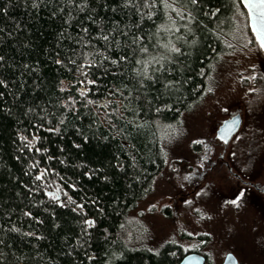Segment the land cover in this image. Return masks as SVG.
Listing matches in <instances>:
<instances>
[{"label":"trees","instance_id":"trees-1","mask_svg":"<svg viewBox=\"0 0 264 264\" xmlns=\"http://www.w3.org/2000/svg\"><path fill=\"white\" fill-rule=\"evenodd\" d=\"M147 3L0 0V264L207 261L130 241V213L247 12L241 0H168L181 18ZM162 54L171 59L156 71Z\"/></svg>","mask_w":264,"mask_h":264},{"label":"rangeland","instance_id":"rangeland-1","mask_svg":"<svg viewBox=\"0 0 264 264\" xmlns=\"http://www.w3.org/2000/svg\"><path fill=\"white\" fill-rule=\"evenodd\" d=\"M227 45L165 140L164 167L130 213L128 236L155 253L169 244L201 249L205 264H222L227 253L264 264V51L247 13L234 17ZM235 115L237 131L219 140L218 127Z\"/></svg>","mask_w":264,"mask_h":264},{"label":"water","instance_id":"water-1","mask_svg":"<svg viewBox=\"0 0 264 264\" xmlns=\"http://www.w3.org/2000/svg\"><path fill=\"white\" fill-rule=\"evenodd\" d=\"M251 3L253 7H248ZM243 8L248 13V26L255 42L260 46V38L257 35V30L264 29V0H241ZM264 51V48H261ZM241 122L239 115H235L230 119H226L218 127L216 136L221 141H228L231 136L237 131ZM206 259L198 253L185 254L178 264H205ZM222 264H238L236 257L232 253H227L224 256Z\"/></svg>","mask_w":264,"mask_h":264},{"label":"snow or ice","instance_id":"snow-or-ice-1","mask_svg":"<svg viewBox=\"0 0 264 264\" xmlns=\"http://www.w3.org/2000/svg\"><path fill=\"white\" fill-rule=\"evenodd\" d=\"M199 0H189V3L191 5H196L198 4ZM155 3V0H153V4ZM161 3H163L165 9L171 8L174 12H176L177 15H181V18H183L182 14H181V6L178 3H168V0H161ZM248 7H253V5L251 3H248L247 5ZM145 7H148V3L147 0H145ZM189 16H191V13H189ZM149 18L150 15H149ZM162 27V26H161ZM159 31V29H158ZM257 35L260 38V46L261 48H264V29L261 30H257ZM133 43H137L136 40H133ZM164 48L167 50V53H180L181 49L179 47H176L174 44H172L171 42H169L168 44L164 45ZM140 52L143 53H147L148 49L141 46L139 49ZM124 59H126L127 57H123ZM152 60L153 63L159 65V67L156 69V71H160L161 69L164 68V65L162 63V61L165 60H170L171 56L167 55V54H162L159 56V58L157 59L156 57H151L150 58ZM113 63H115V61H113ZM136 63L139 64H143V69H141L140 71L137 72V75L145 77L149 80L152 79L151 76H149V63L148 61L145 60H137ZM141 85L144 86V81L141 80L140 81ZM233 203H236V201H233ZM30 215V213H29ZM85 223L90 224V221H85Z\"/></svg>","mask_w":264,"mask_h":264},{"label":"flooded vegetation","instance_id":"flooded-vegetation-1","mask_svg":"<svg viewBox=\"0 0 264 264\" xmlns=\"http://www.w3.org/2000/svg\"><path fill=\"white\" fill-rule=\"evenodd\" d=\"M260 191H262V192H264V190H260ZM202 255V254H201ZM204 256V255H203ZM205 257V256H204ZM206 259V258H205Z\"/></svg>","mask_w":264,"mask_h":264}]
</instances>
